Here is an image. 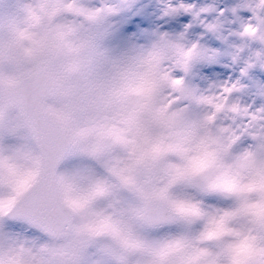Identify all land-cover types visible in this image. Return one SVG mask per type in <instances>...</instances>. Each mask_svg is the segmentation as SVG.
Returning <instances> with one entry per match:
<instances>
[{"label":"snow or ice","instance_id":"6c2138e0","mask_svg":"<svg viewBox=\"0 0 264 264\" xmlns=\"http://www.w3.org/2000/svg\"><path fill=\"white\" fill-rule=\"evenodd\" d=\"M22 7L30 72L0 25V264H264V0Z\"/></svg>","mask_w":264,"mask_h":264},{"label":"rangeland","instance_id":"374dc122","mask_svg":"<svg viewBox=\"0 0 264 264\" xmlns=\"http://www.w3.org/2000/svg\"><path fill=\"white\" fill-rule=\"evenodd\" d=\"M24 3L25 0H12L13 10L10 14L0 11V25L17 40L24 61L23 70L24 72H29L34 57L30 56L28 51L32 47L34 39L32 25L30 24L28 15L24 14V8L22 7ZM138 71L140 69L135 66L128 69L130 74H135Z\"/></svg>","mask_w":264,"mask_h":264},{"label":"clouds","instance_id":"9594fccd","mask_svg":"<svg viewBox=\"0 0 264 264\" xmlns=\"http://www.w3.org/2000/svg\"><path fill=\"white\" fill-rule=\"evenodd\" d=\"M12 10H13L12 0H0V11H2L5 14H10ZM24 14L28 15L26 9H24ZM251 31L255 32L256 29L253 28L251 29Z\"/></svg>","mask_w":264,"mask_h":264},{"label":"water","instance_id":"95a60500","mask_svg":"<svg viewBox=\"0 0 264 264\" xmlns=\"http://www.w3.org/2000/svg\"><path fill=\"white\" fill-rule=\"evenodd\" d=\"M25 94H26V96H30V94H31V85L28 82H26Z\"/></svg>","mask_w":264,"mask_h":264}]
</instances>
